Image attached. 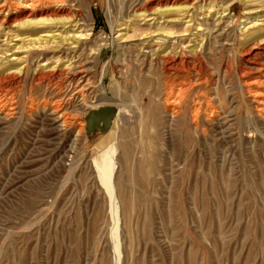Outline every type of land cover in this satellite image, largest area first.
Returning <instances> with one entry per match:
<instances>
[{
  "label": "rangeland",
  "instance_id": "rangeland-1",
  "mask_svg": "<svg viewBox=\"0 0 264 264\" xmlns=\"http://www.w3.org/2000/svg\"><path fill=\"white\" fill-rule=\"evenodd\" d=\"M49 1L78 19L0 30V71L86 81L71 98L21 75L12 107L0 92V264H264V80L242 70L264 0L146 19L150 0ZM167 48L199 67L167 71Z\"/></svg>",
  "mask_w": 264,
  "mask_h": 264
},
{
  "label": "bare ground",
  "instance_id": "bare-ground-1",
  "mask_svg": "<svg viewBox=\"0 0 264 264\" xmlns=\"http://www.w3.org/2000/svg\"><path fill=\"white\" fill-rule=\"evenodd\" d=\"M212 3L213 2H210L209 4L205 3L204 6L203 5L201 6V9H204L205 7L212 8ZM136 8H135L136 11L134 13L136 14V17L138 19L141 18L146 19L159 12H160L159 14L161 15H166L171 13L181 14L183 12L189 13L190 9L194 8V3L193 0H158V1L150 0L145 2L144 4L140 2V4ZM226 11H228L227 8L224 9L223 13H225ZM5 12H6L5 16L0 17V30L1 31L9 30L10 33L13 32L12 29H17L18 32H26L27 30L33 31V30H38L40 27H50L52 25H59L63 22L75 21L78 19V14L74 12L72 9L66 7L64 2H52L49 0H18V4L15 6H8V8H6V6H0V13L2 14ZM161 31L168 35L173 34L172 32L170 33V31H168L167 28L162 29ZM19 34L21 33H18V35ZM41 39L42 38H38L37 40L39 41ZM242 47L246 49L244 51V56L242 58L245 67L243 66L242 70L256 71L257 68L260 67V71L262 72L261 78L263 81L264 80V27L259 28L256 31H253V33H250L242 43ZM160 58L164 64V68L167 71L180 72L186 69L190 70V68L192 69L195 68L196 66L199 67V64L197 63L198 58L196 57L191 59L180 58V56H178L175 52L168 51V48L163 53H161ZM71 65H67L66 67L55 66L51 70L38 67L31 73H30V68L28 66L21 67L19 69L18 68L14 69L9 67L10 65H4L2 67V70L0 71V92L7 93V95H3L4 96L3 101H5L4 104L7 105L10 103L11 105L12 100H14L13 98L14 95L11 98H9L10 96L9 94L10 92L11 93L14 92L17 87L21 86L22 83L20 78L21 75L24 76L25 78L28 77L32 83H35V85H38L39 87L45 86L46 88L48 87L50 88L53 84L57 82H60L61 85L62 83L63 84L66 83L71 89V91L74 93L71 94L72 92H70L71 98L74 96L76 97V95L79 96L80 95L79 93L84 88V87L82 88L81 86L86 81V77L84 76L83 70H81L80 67H78L77 65L75 66H71ZM199 69H201V66ZM52 95L55 98L61 97L59 90H55V92ZM61 101H63V99ZM61 101L60 102L55 101L56 103H53L52 104L53 106L51 105L53 109L52 121L54 123L57 122L63 123L64 120H66L67 115H69L68 113H66L68 111H66V109L64 108L65 106L62 104ZM259 104L261 107H263L262 110H264V96L260 100ZM13 108L15 109V107ZM45 108L46 109L48 108V104L45 106Z\"/></svg>",
  "mask_w": 264,
  "mask_h": 264
},
{
  "label": "water",
  "instance_id": "water-1",
  "mask_svg": "<svg viewBox=\"0 0 264 264\" xmlns=\"http://www.w3.org/2000/svg\"><path fill=\"white\" fill-rule=\"evenodd\" d=\"M93 125H95V124H93Z\"/></svg>",
  "mask_w": 264,
  "mask_h": 264
}]
</instances>
